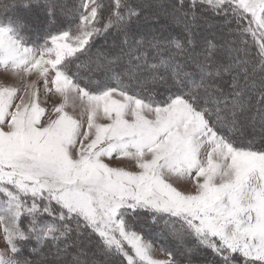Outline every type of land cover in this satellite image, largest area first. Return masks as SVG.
Returning a JSON list of instances; mask_svg holds the SVG:
<instances>
[{
  "label": "snow or ice",
  "instance_id": "6c2138e0",
  "mask_svg": "<svg viewBox=\"0 0 264 264\" xmlns=\"http://www.w3.org/2000/svg\"><path fill=\"white\" fill-rule=\"evenodd\" d=\"M21 6L32 5L0 4V71L23 81L0 82V264H33L18 258L32 242L33 253L53 244L59 256L58 242L73 234L71 264H181L167 248L160 249L167 259L153 255L152 242L134 227L145 214L153 225L163 221L187 264L200 250L211 251L210 264H264V136L259 146L255 138L245 141L237 119L254 111L264 130V0H175L144 16L184 23V39L167 41L134 38L130 26L140 21L141 5L80 0L72 26L30 42L29 25L7 15ZM46 7L51 19L54 6ZM198 10L220 19L230 37L206 41L199 80L175 57L148 64V48L174 46L179 54L192 43ZM111 28L127 52L98 51L84 66L90 74L112 70L127 55L142 62L137 70L147 65L136 88L115 72L114 85L91 87L90 77L81 83L79 71L70 70ZM219 51L226 58L209 64ZM160 69L176 91L147 89L167 79ZM126 74L134 80L138 72ZM225 77L227 87L219 82ZM37 81L60 103L43 106Z\"/></svg>",
  "mask_w": 264,
  "mask_h": 264
},
{
  "label": "trees",
  "instance_id": "16d2710c",
  "mask_svg": "<svg viewBox=\"0 0 264 264\" xmlns=\"http://www.w3.org/2000/svg\"><path fill=\"white\" fill-rule=\"evenodd\" d=\"M7 1H11V0H0V4H5ZM12 1L17 3V1H19V0H12ZM32 1H34V0H22V3L28 4ZM51 1L52 0H42L41 3L45 4L46 2L49 3ZM54 1H56V0H54ZM71 1L73 3L71 5V7H67V9H69V11L71 12V15L69 17L67 14H55L54 18H57L60 21L55 20V24L53 25L52 28H47V29L43 28V30H42V29H39V27H37L36 30H34L35 33L29 39V41L30 42L37 41V39L39 38V42L42 43L44 37L49 32L55 34L58 31L67 29L68 27L72 26L75 23L74 12L78 8L80 0H71ZM101 2L104 3L105 5H107L110 2V0H101ZM130 2L137 4V5H141L143 7V15L140 19L141 21H143V20L148 21V22L151 21L147 25L148 27H150L148 32L151 34H147L146 35L147 39L144 38L145 40H149L150 38L152 39L153 36L160 39L161 41H167V40H172V39L183 40L184 37L188 34L186 32V30H184V32H182V29L184 28V24H182L183 22L180 20H174L171 17H167L164 15H160L158 18L151 19V20H145L144 19V16H150V15H147L148 9H149L151 15L153 16L154 12H151V11H153L154 8L156 11H158L156 13L162 12L164 9L170 7L173 3H175V0H130ZM42 4H40V5L43 6ZM20 8L24 9V10L29 9V7L25 8L23 6H21ZM198 14L200 15V18H202V19L198 20L197 24L192 27V29H191L192 43L190 45H188L182 53L177 54V50L174 46H169V47H167L165 49H161V50H157L155 48H153V49L148 48L147 49V63L148 64H159L162 59L167 60V59H169V57H175V61L181 65V68L184 72L191 74L194 79L199 80L201 70H200L199 64H196L195 61H198V59L201 57L204 59L203 52H204V49L206 47V44H204L205 46H203V48H202V44H201V48H199V45L197 47H195L193 45V39H199L200 40V39H202V37H203V39L205 38L204 37L205 30L210 29V26L207 23V21H210L209 19L213 18L214 16L212 15L211 12L204 11V10H198ZM103 15L105 18L107 17V15H108L107 8H105ZM209 17H211V18H209ZM214 18H216V17H214ZM216 19H218V18H216ZM61 20H64V21L61 22ZM218 21L222 22L220 19H218ZM103 22H104V20L102 19V23ZM180 22H182V23L177 30L176 29L169 30L167 27L169 25L172 28L173 23L176 25V24H179ZM136 23L137 22H134L130 27L131 28L135 27ZM232 27L234 28L235 25H232ZM165 30H168V31L166 32ZM228 31L229 30L227 28V33H228ZM130 32H131V30H130ZM134 38L137 40L139 39V37H137V36H134ZM122 41H123V36L116 28L109 29L103 35H100V36H97L94 38V40L92 41V47L90 49L89 54L80 56V59L76 60L70 66V70L72 72L79 71V74L82 78L81 83L85 82V78L90 77L91 81L93 82L90 85L91 87H95V82H99L101 84L114 85L115 81L111 77L113 75V72H115V74H117L121 77V79L124 81V83L129 84L133 88H136V83H131L129 81L130 79L126 75V73L129 70L134 71V72H138L136 69V65L139 63V61H137L135 59H130L127 55H124L122 60L112 70H105V71L95 72L94 74H90L88 68L84 66V65H87L90 58H95L96 53L99 51L97 46L101 49L102 46L104 47L106 44L107 45L110 44V42L111 43H117L119 45V47H121V49H123L124 52L126 53L129 46L124 45L122 43ZM203 42H204V40H203ZM130 44H131V41H130ZM132 46L135 47V45H132ZM99 52H101V51H99ZM102 53H105L108 56L112 57V54L110 55V51H108V50L103 51ZM120 54H121V50H118L115 53V55H113V56H117ZM187 60L190 62H188ZM210 61L212 62V60H210ZM78 64L81 65V67L79 69L77 68ZM145 66L143 68L145 69V71H147L146 70L147 65H145ZM122 69L124 70V73L122 72ZM209 70H211V69H209ZM160 72H161V74H165L167 76V79L163 82H160V81L156 82L154 84V87H149V84L147 83V85H146L147 89L149 91H155L158 93H164L168 89H171V91H176V88L174 87L173 82L171 80L170 74L164 73L163 69H160ZM138 74H141V73L138 72ZM136 78L137 79H134V80H138L139 78H140V80H144L141 78V76L139 78L138 77H136ZM228 79H229L228 77H225L223 81H219V82L221 83L222 86H227ZM137 90H140V89H137ZM238 116L241 117L242 114H238ZM240 120L241 119H239V121ZM241 123L244 124L243 120L241 121ZM243 139L245 141L249 140V139L245 138V136L243 137ZM257 144L260 145V142ZM144 220H145V222H147L145 230H142V231L138 230V231H141L142 235L145 236L146 238H149V240L150 239L153 240L155 242V244L159 247V249L167 248V249H170V250L176 252V257H177L178 256L177 246H173V244L166 243L165 240H163V238H165L166 235H168L166 233V231H164V229H163V221H161L160 225H153L151 223L150 219L147 218V214H145ZM149 231H151V233ZM74 238L75 237L73 234L72 238L66 239V240L62 238V240L58 242V247L61 250L59 253V256H57L58 249H57L56 245L46 244L45 245L46 248L49 249V255H46L45 253L43 254V251H40V253L42 254L41 256L45 255L43 261H41L40 264H65V262L67 263L68 258H70V256L75 254L74 248H72ZM93 240H95V237H93ZM188 244L190 245L191 241H188ZM66 245H67V248H66ZM94 246L95 245L93 244L92 247H94ZM34 247H37V246L35 245V242H32L29 245H27L25 248H23L21 250V252L26 250V252H24L25 256L30 258L34 254L31 251V249ZM200 251L203 252L206 257H210V259H213V256H212V253L210 250H200ZM67 264H71V263H67ZM117 264H118V261H117Z\"/></svg>",
  "mask_w": 264,
  "mask_h": 264
},
{
  "label": "rangeland",
  "instance_id": "374dc122",
  "mask_svg": "<svg viewBox=\"0 0 264 264\" xmlns=\"http://www.w3.org/2000/svg\"><path fill=\"white\" fill-rule=\"evenodd\" d=\"M41 1L42 0H40V1L34 0V1L30 2V4L32 6L29 7L28 10H24V9H21L19 7L15 10L10 9L7 13V15H9V16L19 17V18L23 19L29 25V28L25 32V35L28 37V39H30L33 36V34L35 33L34 30H36L37 27H39V29H42V30H43V28H45V29L52 28L53 25L55 24V20L60 21L59 19L54 18V17H52L51 19L49 18L48 8L46 7L47 5L54 6L55 14H67L68 17L71 15V12L69 11V9H67V7H71V5L73 4L71 0H56V1L52 0L51 2H49V3L46 2L45 4H42ZM13 3H15V2L12 0L6 2V4H13ZM17 3H21V0L17 1ZM40 4H42L43 6H41ZM147 11H148L147 15H150L148 17H152L149 9ZM151 12L156 13L158 11H156L154 8L153 11H151ZM209 18H211V17H209ZM200 19H202V18H200ZM148 20H151V18ZM209 20L210 21H207V23L209 24L210 29L205 30V35H204L205 38L203 39V37H202V39H200V40L199 39H193V45L195 47H197L199 45V48H201V44H202V48H203V46H205L204 44H206V41H212L213 43L219 45V44H222L225 40L230 39V37L227 33V27H225L223 25V22H219L218 19H216L214 17L209 19ZM63 21L64 20H61V22H63ZM150 22L151 21L148 22V21H144V20L141 21L140 20L139 22L136 23L135 27H133V28L130 27L131 28L130 30H131V33L133 34V36H137V37H139V39H141V38L147 39L146 35L151 34L148 32L150 27L147 26ZM181 23L182 22H180L179 24H176V25L173 23L172 28L169 25L167 27L169 30H171V29L177 30L180 27ZM182 24H184V23H182ZM184 30H185V26L182 29V32H184ZM165 31L167 32L168 30H165ZM203 40H204V42H203ZM111 42L108 45L106 44L104 47L102 46L101 49L98 46H97V48L101 52L108 50V51H110V55L112 54V56H113V55H115V53L118 50H122V49H121V47H119V45L117 43H111ZM150 49H153V48H150ZM221 58H226L223 51H219V53H217V55L215 57H213V59H211L212 62L209 61V64L214 66L216 60L221 59ZM203 61H204V59L201 57L198 59V61H195V63L200 65V63H202ZM188 62H190V61H188ZM139 63H142V62L139 61ZM137 71L139 73H141V74H137L136 77H138V78L141 76L142 79H145V77L149 74L147 71H145V69L143 67ZM122 72L124 73L123 69H122ZM31 79H35V77H32ZM138 80H140V78ZM129 81L131 83H136L137 80H129ZM0 82L13 84L16 86H22V84H23V81H21L20 79L11 77L9 74L3 73L2 71H0ZM37 83L40 86L41 101L42 102L45 100L47 101V103H45L43 106H45L48 109H51V107L54 104L60 103V97L59 96H57L55 94L45 95L42 81H37ZM148 84H149V87H154L153 83L149 82ZM223 87H227V86H223ZM68 111L73 112V109L69 108ZM79 113H80V109H79V107H77L76 110L73 112V114L79 118ZM254 115H255L254 111L250 112V113H243L241 117L237 116V119L238 120L241 119L240 122L242 120L244 122L243 125H244V136H245V138H247V139L255 138L256 143H259L261 141V136H264V130H262V128H261V123H260L259 117H256L255 120L252 119ZM257 146H259V145L257 144ZM110 163L114 166L120 165V166H125L128 168H131L132 170H135L132 167L130 162H126V161L120 162V161L113 160V161H110ZM178 186L181 189H185V190L190 188V185L185 184V183H181ZM146 223L147 222H145V220L143 219L139 223L135 224L134 227L136 228V230L142 231V230H145L146 225H147ZM149 232L151 233V231H149ZM2 236H3L2 229H0V250H3L6 248V243L3 240ZM146 239L149 240V238H146ZM163 240H165L166 243H170V244H173V246H177L176 240H174L169 235H166V237L163 238ZM150 241L152 242L153 248H154L153 255L158 259H167L165 254L160 251L159 247L155 244V242L151 239H150ZM72 248H74V253L76 254L78 251L77 247L73 246ZM40 251H43V254L45 253L46 255H49V249H47L46 246H43L40 248V250L38 252L34 253L33 256L30 258L25 256L24 252H26V250L22 251L18 258L30 260L33 262V264H40L41 261H43L44 256H45V255L41 256L42 254L40 253ZM181 251H182L181 249H178V256L176 258L181 262V264H187L188 258L186 256H182L180 254ZM75 254L70 256V258H68L67 263H71L72 257ZM191 260H192V264H209L212 259H210V257H206L203 252L199 251V252H197L191 256ZM67 263L65 262V264H67Z\"/></svg>",
  "mask_w": 264,
  "mask_h": 264
}]
</instances>
